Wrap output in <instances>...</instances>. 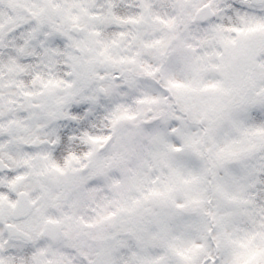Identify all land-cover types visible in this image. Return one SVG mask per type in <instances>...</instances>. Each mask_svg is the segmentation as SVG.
<instances>
[{"label":"snow or ice","instance_id":"snow-or-ice-1","mask_svg":"<svg viewBox=\"0 0 264 264\" xmlns=\"http://www.w3.org/2000/svg\"><path fill=\"white\" fill-rule=\"evenodd\" d=\"M0 264H264V0H0Z\"/></svg>","mask_w":264,"mask_h":264}]
</instances>
